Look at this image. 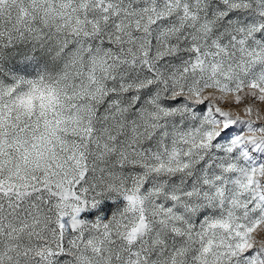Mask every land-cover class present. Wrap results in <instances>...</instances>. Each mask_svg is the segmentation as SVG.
Wrapping results in <instances>:
<instances>
[{
	"label": "snow or ice",
	"instance_id": "snow-or-ice-1",
	"mask_svg": "<svg viewBox=\"0 0 264 264\" xmlns=\"http://www.w3.org/2000/svg\"><path fill=\"white\" fill-rule=\"evenodd\" d=\"M78 2L84 13L75 25L85 27L77 30L85 37L106 35L111 41L104 46L105 61L110 63L101 62L110 87L82 91L76 99L81 95L83 99L74 103L72 96L51 86L45 85L47 95L37 93L36 82L29 81L33 88L15 102L16 119L0 110V168L6 147L23 149V158L37 148L32 143L29 149L28 141L18 135L27 128L21 120L36 110L34 98L41 101L37 124L43 118V131L39 136L33 131L32 139L51 145L50 158L39 177L19 184L12 179L19 175V168L9 170L7 180L0 172V264H60L64 245L45 241L49 220L57 217L52 235L62 241L69 225L75 228L82 223L75 215L65 218L64 202L69 196L79 199L71 189L84 178L87 162L109 161L117 153L120 162L127 163L128 150L134 145L137 151L132 162L140 165V174L131 175L133 186L125 190L124 198L135 207L141 200L137 193L143 191L151 210L139 208L138 218L118 230L121 239L110 245V229L105 226L104 244L119 264H182L179 257L190 253L192 238L190 224L184 226L191 216L190 198L202 192L208 198L212 187L226 182L225 174L235 175L233 169L239 164L245 165L241 172H250L256 165L264 167V141L241 135L245 131L264 133V125L234 118L211 100L194 103L171 94L186 88L199 97L201 85L222 92L264 85V0ZM29 15L24 0H0V69L14 57L19 58L17 63L37 60L35 41H44L28 23ZM137 40L141 41L138 46ZM114 44L118 47L113 48ZM48 47L44 44L40 54L51 55L45 52ZM93 47L97 55L103 51L95 47V41ZM257 66L262 70L257 72ZM7 71L13 73L11 81L22 79L11 68ZM11 91L5 76L0 81V97ZM53 111L55 116L49 117ZM12 129L16 134L10 138ZM252 182L248 176L241 187ZM216 191L219 194L220 189ZM79 211L73 208V213ZM137 236L140 239L132 243ZM208 250L204 245L201 252ZM81 261L92 264L83 257Z\"/></svg>",
	"mask_w": 264,
	"mask_h": 264
},
{
	"label": "clouds",
	"instance_id": "clouds-1",
	"mask_svg": "<svg viewBox=\"0 0 264 264\" xmlns=\"http://www.w3.org/2000/svg\"><path fill=\"white\" fill-rule=\"evenodd\" d=\"M24 7L30 9L28 23L34 30H38L37 34L41 40L49 46L45 52L51 51V55H41L39 49L43 48L44 44L35 41L37 45L35 62L17 63L19 58L14 57L5 65L6 69L11 68L22 78L17 81L9 79L12 91L0 97V110L6 116L12 120L16 119L15 102L17 97L33 88L29 81L36 82L37 93L44 91L47 95L45 85L51 86L60 89L66 96H72L74 103H79L83 99L82 95L76 99L82 91L110 87L108 84L110 78H106L107 73L101 62L105 61L107 51L104 46L111 41L106 35L99 39L92 35L85 37L82 31L77 30L85 27L75 25V20L82 19L84 13L78 0H24ZM76 10L79 11V16ZM26 31L27 28H24V32ZM24 32H21V37H24ZM32 35L33 33H29V37ZM96 35L98 36L99 33ZM25 39L29 44L33 43L32 39ZM93 41L96 48L103 49L99 55L93 47ZM140 43L141 41H136L137 46ZM116 47L118 45L114 44L113 48ZM46 64L47 67H45ZM229 93L215 87L201 85L199 97L193 96L186 88L176 90L171 95H182L194 103L198 100H211L220 107L221 104H226L225 97ZM33 103L35 104L36 101L33 100ZM64 103L68 104L69 101L65 99ZM56 107L59 108V106ZM54 116L55 111L49 113V117ZM37 117H39V110H35L31 117L23 118L20 122L21 125H27L24 138L28 141L29 149L32 143L37 144V148L31 151L27 158H23V149L12 146L5 148L4 167L0 168V172L6 180L9 178V170L14 171L19 168V175L13 176L12 179L19 184L29 182L33 176L39 177L47 166L50 158L48 149L51 145L32 139L33 131L37 136L43 131V118H40L37 124ZM237 117L243 120L239 114ZM213 127L219 128L220 125H213ZM246 132L241 135L264 141V133L252 132L250 135H245ZM140 143L144 144L145 140L140 139ZM154 143L153 141V145ZM56 147L59 151V146ZM184 147L187 151V146ZM136 151L135 145L128 150L127 163L120 162L117 153H113L115 159L109 161L87 162L88 171L85 172L84 178L74 183L71 189L79 199L69 196L64 202L65 218L70 219L75 215L82 223L75 228L69 225L62 241L59 235H52V231L56 230L57 217H52L46 226L50 229L45 237L46 243L53 246L57 243L64 245L60 250L63 256L60 264H82V257L91 261L92 264H109V261L111 264H119L115 255H109L108 246L104 244L105 226L110 229V245L117 239H121L117 236L118 230L123 231L138 218L139 208H144L145 212L151 210L149 201L144 198L146 193L143 191L137 193L141 200L135 207L124 198L125 190L133 186L131 175L140 174L138 172L140 165L132 162ZM161 151H163V145H161ZM244 167V164H239L236 169H233L235 175L225 174L226 182L212 187L208 198H204L203 192L199 197L190 198L191 216L184 226L189 228L190 224L192 238L190 253L179 257L182 264H264V200L260 199L264 196V167L256 165L250 172L239 171ZM248 167L251 168V166ZM248 176L252 177V184L241 187L246 183ZM209 187L211 185L206 186L204 192H208ZM216 188L220 189L219 194ZM106 202L111 204L110 209L102 208ZM73 208H79L80 211L73 213ZM88 212H94V214L89 217L86 214ZM97 219H99L98 226ZM139 239L140 237L137 236L132 243H136ZM89 241H92V244H89ZM124 244L127 246V241ZM204 245H208L209 250L206 253L201 252ZM93 247L97 249L95 254Z\"/></svg>",
	"mask_w": 264,
	"mask_h": 264
},
{
	"label": "rangeland",
	"instance_id": "rangeland-1",
	"mask_svg": "<svg viewBox=\"0 0 264 264\" xmlns=\"http://www.w3.org/2000/svg\"><path fill=\"white\" fill-rule=\"evenodd\" d=\"M13 14L15 15V10L13 9ZM262 69L257 66L256 71L259 72ZM3 74H0V81L5 80V76H8L11 79L13 73H9L6 68L0 69ZM7 73V74H6ZM17 78L19 76L15 74ZM19 91V90H18ZM255 97V99H253ZM33 100L36 101L35 109L39 110L40 106V99L34 98ZM226 104H221L220 107L225 111L231 113V115L236 118L237 114L243 117L244 120H252L258 121L259 124L264 125V86L260 88H254L250 86L242 87L238 92H230L226 97ZM239 101V102H237ZM217 103H220L217 101ZM250 109V111H249ZM252 132H246L245 135H250ZM13 134H16V130H10V138H13ZM21 137H25L26 133H19ZM103 209H110L111 204L105 203L102 206ZM89 217H91L94 212L86 213Z\"/></svg>",
	"mask_w": 264,
	"mask_h": 264
}]
</instances>
